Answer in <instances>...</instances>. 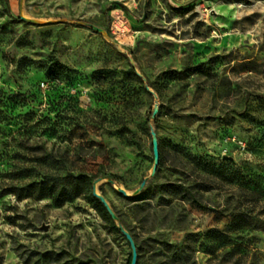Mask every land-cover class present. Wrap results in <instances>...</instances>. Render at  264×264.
<instances>
[{
  "label": "rangeland",
  "instance_id": "obj_1",
  "mask_svg": "<svg viewBox=\"0 0 264 264\" xmlns=\"http://www.w3.org/2000/svg\"><path fill=\"white\" fill-rule=\"evenodd\" d=\"M119 225L137 264H264V0H0V264H131Z\"/></svg>",
  "mask_w": 264,
  "mask_h": 264
},
{
  "label": "trees",
  "instance_id": "obj_2",
  "mask_svg": "<svg viewBox=\"0 0 264 264\" xmlns=\"http://www.w3.org/2000/svg\"><path fill=\"white\" fill-rule=\"evenodd\" d=\"M53 64L55 65V67H58L60 69H63L65 67L64 65L59 63V61H57L56 59L53 60ZM109 72L114 73L116 72V70L114 69L109 70ZM105 73H106L105 69H99L98 71H96L95 76L100 77ZM64 178L68 180L65 182L64 188L59 189L54 184L47 187V185H45V182L43 183L42 181L38 182V185L40 187V190H44V188L45 189L47 188L48 191H46L44 195H48L52 197L57 204H62L63 202L68 200V198H70L71 195L73 196V195H78L82 192H89L91 189L92 179L85 173H79L78 175L68 174ZM67 190L70 192L71 194L70 196H64L65 191L67 192ZM92 202L94 206L99 210L102 217L106 221L110 222L114 228H116L113 218L111 217V215L109 214L103 203L100 201V199L95 198L94 200H92ZM230 228L232 231L244 229L245 225L243 223L242 217L240 216L235 217L233 219V222L231 223ZM216 235L218 236V241L220 242L221 245L228 244L229 238L226 234L218 232L216 233Z\"/></svg>",
  "mask_w": 264,
  "mask_h": 264
},
{
  "label": "water",
  "instance_id": "obj_3",
  "mask_svg": "<svg viewBox=\"0 0 264 264\" xmlns=\"http://www.w3.org/2000/svg\"><path fill=\"white\" fill-rule=\"evenodd\" d=\"M93 28L97 31H100V32L103 31V29L96 27V26H94ZM107 34H109L108 31H107ZM152 135H153V152H154V166H153V173H154L156 171L158 165H159L160 153H159V148H158L157 135H156V132L154 130H152ZM145 184H146V180H144L142 182L140 188L136 192H139L145 186ZM119 190L125 195L129 194L124 188H120ZM93 193L98 199H100V201L106 207V209L109 212V214L111 215V217L115 218V213H114L112 207L108 203L107 199L103 195H101L97 192L95 186H94ZM119 227L131 245V249H132L131 264H137L138 253H137V246H136L135 240H134L133 236L131 235V233L129 231H127L123 226L119 225Z\"/></svg>",
  "mask_w": 264,
  "mask_h": 264
},
{
  "label": "built area",
  "instance_id": "obj_4",
  "mask_svg": "<svg viewBox=\"0 0 264 264\" xmlns=\"http://www.w3.org/2000/svg\"><path fill=\"white\" fill-rule=\"evenodd\" d=\"M42 86L45 87L46 86L45 83H42Z\"/></svg>",
  "mask_w": 264,
  "mask_h": 264
}]
</instances>
